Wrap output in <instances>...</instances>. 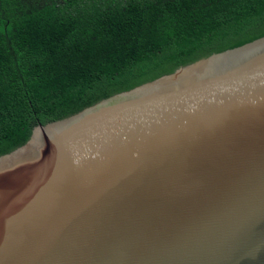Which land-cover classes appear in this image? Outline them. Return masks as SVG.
Returning a JSON list of instances; mask_svg holds the SVG:
<instances>
[{"label":"water","instance_id":"obj_1","mask_svg":"<svg viewBox=\"0 0 264 264\" xmlns=\"http://www.w3.org/2000/svg\"><path fill=\"white\" fill-rule=\"evenodd\" d=\"M0 264H264V37L0 156Z\"/></svg>","mask_w":264,"mask_h":264},{"label":"trees","instance_id":"obj_2","mask_svg":"<svg viewBox=\"0 0 264 264\" xmlns=\"http://www.w3.org/2000/svg\"><path fill=\"white\" fill-rule=\"evenodd\" d=\"M264 37V0H0V156L39 124Z\"/></svg>","mask_w":264,"mask_h":264}]
</instances>
